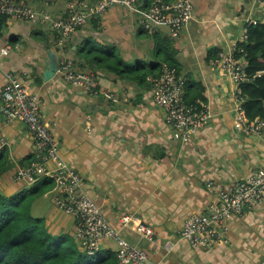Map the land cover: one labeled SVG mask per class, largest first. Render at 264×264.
Returning <instances> with one entry per match:
<instances>
[{
	"label": "crops",
	"instance_id": "0c3cea01",
	"mask_svg": "<svg viewBox=\"0 0 264 264\" xmlns=\"http://www.w3.org/2000/svg\"><path fill=\"white\" fill-rule=\"evenodd\" d=\"M23 1L53 18L62 17L71 2L91 3ZM191 1L192 18L177 38L165 27L154 33L142 29L141 15L149 7L144 0L134 9L113 7L63 40L38 19H7L0 50H11L0 58V103L5 76L12 72L41 99L60 157L79 174L110 225L120 229L121 217L128 215L153 229L152 242L138 237L134 223L120 229L128 243L147 252L146 264H264V200L229 221L225 242L212 250H192L179 235L187 218L218 202L220 191L264 168V135L247 136L233 128L234 86L212 66L220 52L239 44L247 20L264 22V6ZM161 51L173 57L184 92L189 87L192 95L200 93L213 116L189 141L174 137L153 102L149 79L161 73ZM49 53L58 66L68 60L75 71L94 73L95 93L70 85L58 71L44 81ZM96 54L120 60L118 71L97 69ZM0 131L8 143L0 191L12 195L32 186L17 182L15 172L33 160L34 147L22 121L7 122L0 113ZM51 196L49 191L40 199L50 197L52 209L39 201L31 206L32 216L39 208L37 218L50 234H68L75 241L72 219L54 207ZM116 250L107 240L99 254L116 255Z\"/></svg>",
	"mask_w": 264,
	"mask_h": 264
},
{
	"label": "built area",
	"instance_id": "2783aa9c",
	"mask_svg": "<svg viewBox=\"0 0 264 264\" xmlns=\"http://www.w3.org/2000/svg\"><path fill=\"white\" fill-rule=\"evenodd\" d=\"M40 1V0H39ZM53 2V0H47ZM252 5L264 6V0H245ZM138 0H98L94 4L76 1L67 4L64 15L53 18L45 11H38L23 0H0V15L7 19L29 22L35 19L48 24L55 36L63 40L84 27L89 21L100 19L113 7L134 9ZM193 15L191 0L151 1L142 13L140 24L147 33H154L160 27L168 29L172 38H177ZM257 19L246 21L242 29V42L247 28L257 24ZM239 42V43H240ZM11 48L0 50V58L7 56ZM238 42L226 51L220 52L212 66L225 74L234 86L233 128L243 135H264V121L248 120L245 117L241 87L250 82L246 73L247 63L239 56ZM58 72L62 79L88 94H94L97 77L94 73L75 71L68 60L59 63ZM1 92L0 113L7 122L22 121L33 142V160L17 167L15 180L20 183L34 184L42 178L53 181L50 190L54 207L69 216L73 221L75 242L80 250L94 255L100 251L102 242L111 240L116 246V264H146L147 252L128 243L120 234V229L130 223L135 224L139 238L152 242L154 231L151 227L138 222L128 215L120 219V229L113 228L100 208L89 197L79 174L62 159L58 145L50 127L44 121L41 99L31 94L28 87L12 72L5 76ZM154 104L163 110L166 122L172 127L173 135L182 141H189L213 116L201 99L188 102L182 79L177 69L164 64L160 75L149 79ZM8 143L0 131V152L5 151ZM211 188L212 184L208 183ZM264 200V168L255 170L243 180L232 183L219 192L218 202L213 203L203 213L192 214L187 218L179 233L192 250L209 251L217 244L225 242L228 223L233 218L252 211Z\"/></svg>",
	"mask_w": 264,
	"mask_h": 264
},
{
	"label": "trees",
	"instance_id": "16d2710c",
	"mask_svg": "<svg viewBox=\"0 0 264 264\" xmlns=\"http://www.w3.org/2000/svg\"><path fill=\"white\" fill-rule=\"evenodd\" d=\"M97 1L91 0L89 4ZM151 1L144 0V3L149 6ZM261 20L257 19V24L247 28L246 37L238 44V50H241L239 56L243 55L246 60V73L250 78V82L241 87L245 98V117L264 121V23ZM6 23L7 18L0 15V38ZM159 55L164 64L176 68L171 55L164 51ZM95 57L97 69L118 71L121 62L117 58L99 57L97 54ZM185 99L188 102L196 99L204 101L200 93L192 95L189 87L185 88ZM7 170L3 151L0 152V177ZM52 188L53 181L42 178L30 188L12 195L0 191V264H116L115 255H102L99 252L89 255L79 249L72 236L63 233L52 235L42 218L32 216V204Z\"/></svg>",
	"mask_w": 264,
	"mask_h": 264
},
{
	"label": "water",
	"instance_id": "95a60500",
	"mask_svg": "<svg viewBox=\"0 0 264 264\" xmlns=\"http://www.w3.org/2000/svg\"><path fill=\"white\" fill-rule=\"evenodd\" d=\"M57 71H58V65H57L56 57L53 55V53H49L47 59V67L43 72V80L44 81L50 80Z\"/></svg>",
	"mask_w": 264,
	"mask_h": 264
},
{
	"label": "rangeland",
	"instance_id": "374dc122",
	"mask_svg": "<svg viewBox=\"0 0 264 264\" xmlns=\"http://www.w3.org/2000/svg\"><path fill=\"white\" fill-rule=\"evenodd\" d=\"M39 201H40V203H41V201H43L45 204H47L48 206H49V209H52V207L50 206L51 204H50V197H47V199H37L32 205L34 206V205H38L39 204ZM39 209V208H37V207H34V209L32 210V213H33V215L35 216V217H39V215H38V213H37V210ZM47 211V210H46ZM48 212V211H47Z\"/></svg>",
	"mask_w": 264,
	"mask_h": 264
},
{
	"label": "clouds",
	"instance_id": "9594fccd",
	"mask_svg": "<svg viewBox=\"0 0 264 264\" xmlns=\"http://www.w3.org/2000/svg\"><path fill=\"white\" fill-rule=\"evenodd\" d=\"M96 3V2H95ZM94 4V3H93Z\"/></svg>",
	"mask_w": 264,
	"mask_h": 264
}]
</instances>
